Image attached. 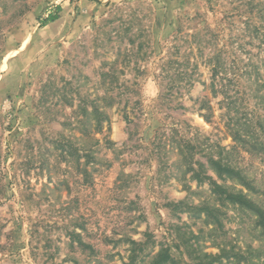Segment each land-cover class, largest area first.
<instances>
[{"label":"rangeland","instance_id":"rangeland-1","mask_svg":"<svg viewBox=\"0 0 264 264\" xmlns=\"http://www.w3.org/2000/svg\"><path fill=\"white\" fill-rule=\"evenodd\" d=\"M80 1L0 0V264H264V0Z\"/></svg>","mask_w":264,"mask_h":264},{"label":"crops","instance_id":"crops-1","mask_svg":"<svg viewBox=\"0 0 264 264\" xmlns=\"http://www.w3.org/2000/svg\"><path fill=\"white\" fill-rule=\"evenodd\" d=\"M89 3L90 2L86 1V0H82V1L79 2V4L81 6H90ZM51 12H52V10L48 11V13H51ZM58 16H59V18L55 19L54 21H51L50 24L47 26L53 32V35H52V32H51V35H52L51 38H55V39H56V37L58 35V33H57L58 30H61V31H64V32L67 30L65 27L62 26V25L67 24V19H65L66 18L65 17L66 16V14H65V5H63V9L58 13Z\"/></svg>","mask_w":264,"mask_h":264},{"label":"trees","instance_id":"trees-1","mask_svg":"<svg viewBox=\"0 0 264 264\" xmlns=\"http://www.w3.org/2000/svg\"><path fill=\"white\" fill-rule=\"evenodd\" d=\"M56 18L55 17H52L49 19V21H54Z\"/></svg>","mask_w":264,"mask_h":264}]
</instances>
